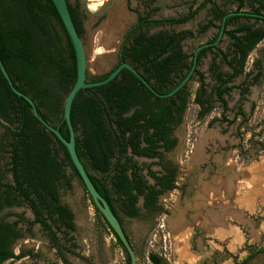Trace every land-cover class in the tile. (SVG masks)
<instances>
[{
  "label": "trees",
  "instance_id": "1",
  "mask_svg": "<svg viewBox=\"0 0 264 264\" xmlns=\"http://www.w3.org/2000/svg\"><path fill=\"white\" fill-rule=\"evenodd\" d=\"M236 1L238 9L234 12H225L214 0H205L183 17L169 21L171 25L186 24L211 4L213 20L201 26L199 33L215 27V22L220 23L219 33L210 41L211 45L199 52L194 72L201 82L194 101L200 107V119H206L214 109L211 98L206 96L205 76L198 69L202 60L208 53L216 51L212 64L218 83L215 95L222 104V120L232 124L234 121L226 118L229 108L225 96L234 88L229 84L245 73L251 53L264 42V0ZM245 6H249L251 12H243ZM69 8L82 37L81 4H69ZM222 30L223 35L231 40L228 52L214 44L222 42ZM189 37H193V33L184 31L173 33L168 39L162 37L161 41L160 36L152 37L147 44L140 38L134 45L126 47L132 52L133 67L159 94L173 92L191 72L195 52L189 55L183 46ZM0 56L14 86L29 96L40 116L69 140L64 105L77 82V58L72 40L52 0H0ZM218 56L232 73L217 72L215 60ZM110 73L89 76V80L100 82ZM261 75L258 73L254 82L257 83ZM247 91L248 88L244 89L243 94ZM190 99L191 93L186 86L172 97L159 98L128 69H123L113 81L103 86L84 89L77 94L71 118L77 133L78 156L98 192L121 222L120 212L131 218L140 217L137 207L140 198H144L145 208L153 214H167L162 206H158V197L175 188L174 174L160 177V173L151 170L155 164L140 165L135 157L160 158L163 162L162 152L173 150L177 144V140L172 138L174 127L183 122ZM239 116L244 117L243 112ZM2 129L6 144L0 145V264L35 257L32 252L16 253L15 247L24 237L18 228L20 222H26L29 230L39 224L49 235L62 264H72L68 255L92 264L75 251L77 245L73 234L78 228L74 213L61 199V192L72 188L75 177L79 179L69 153L39 122L30 104L13 93L0 70V131ZM3 155L7 159L12 182L3 180ZM68 169L73 173L69 174ZM145 170L156 180V185L148 183ZM85 192L97 216L108 226L125 252L126 264H131L125 247L86 189ZM21 205L32 210L34 220L27 221L19 216L20 221L9 223L1 217L6 209ZM259 253L250 254L239 264H247ZM149 260L152 264H167V260L156 253L149 254Z\"/></svg>",
  "mask_w": 264,
  "mask_h": 264
},
{
  "label": "rangeland",
  "instance_id": "2",
  "mask_svg": "<svg viewBox=\"0 0 264 264\" xmlns=\"http://www.w3.org/2000/svg\"><path fill=\"white\" fill-rule=\"evenodd\" d=\"M106 1L104 0L103 3ZM204 1L183 0V8L178 13L172 11V16L179 14L184 16ZM69 2L72 6H75L78 2L81 4V0H69ZM215 2L225 12H233L238 7L236 0H215ZM101 6L95 12H98L102 8ZM211 9L212 5L208 4L198 13L195 19L171 28L172 32H194L195 36L184 42V49L187 54L191 55L200 45L216 37L218 29L213 27L205 33H199V28L211 19ZM95 21L96 19L89 16L83 20L86 32L82 38L87 50L88 74L90 77L108 74L118 63L116 53L113 50L114 46L106 43L109 34V29L106 27L107 19L98 28H94ZM216 24V26H219L220 23L216 22ZM103 28H105L104 32ZM222 40L218 48L227 52L230 39L228 36H223ZM214 53L216 54V51L209 53L200 66V70L205 74V84L209 94H212L216 86L211 71L215 58ZM257 60L262 61L264 64V43L259 45L251 54L248 71L254 69V63ZM217 65L223 72L230 70L221 57L217 58ZM245 80V76L239 77L236 80V86L240 87ZM199 87V78L195 76L189 83L188 90L191 93V99L184 124L176 132L179 145L169 155L184 170V173L180 176L183 179L180 186L184 188V191L179 190L167 194L161 199V203L170 210L169 215L155 216V218L148 220L130 219L123 215L124 225L135 246L139 264H151L149 261V254L151 253H156L165 258L167 264H186L184 261L185 255L187 256L189 253H193L192 255L198 257L197 263L194 264H237V261L241 262L251 251L249 247L245 251L244 249L237 250L236 259L232 257L226 241H219L212 235L208 236V231L194 226L196 225L195 213L192 211H189L186 215L188 220L192 222L191 226L189 225L188 231L183 232V209L186 202L195 198H200L207 205L208 202H215L218 197H226L225 194L227 195L228 188L219 189V184L224 182L223 179L229 183H237V186H242L243 189L250 191H254L256 186H259V182L263 181L264 184V180L255 183L254 180L248 178L245 180L244 178L247 170L261 171V176L264 177V153L260 155L259 159H256L254 152H249L248 148L245 149L247 140L252 135L250 130L255 128L257 133L264 130V78L260 85L250 88L251 93L248 96V101L243 103L247 114L252 118L241 129H239L241 119L234 125L222 122V105L218 102H215V110L210 116L205 120H199V108L194 104ZM227 99L230 111L226 114V117L228 120H232L240 101L239 91L234 90L232 97H227ZM213 100L215 101V98ZM252 103H256L257 107L253 116H251L252 112L250 110ZM243 139L245 140L244 143L242 142ZM262 140H264V136ZM240 143L244 150L239 148ZM5 144V131L2 129L0 131V145ZM3 158V180L4 182H12V175L8 172L6 166L7 159L4 155ZM135 161L143 166L152 163V160L139 157H135ZM153 169L158 170L159 168L154 166ZM67 171L69 174L73 173L71 169ZM257 175L259 176V174ZM232 183L230 187L233 186ZM230 190L232 188H229ZM61 199L75 214V222L78 226L77 231L73 234L77 245L75 251L80 256L87 258L92 264H125L124 252L117 245L112 234L97 218L94 206L78 178L73 179L71 189L61 192ZM207 208V210L212 208L209 211V215H212L213 207L209 206ZM19 216L27 221L34 220V214L27 205L6 209L1 214V217L9 223L20 221ZM19 228L25 235V239L17 243L16 253L18 254L23 250L32 252L33 255L39 256V258L26 257L12 264H62L56 249L51 244L50 237L39 224L29 230L26 222H20ZM58 236L63 237L60 233ZM248 242L250 247L257 244L253 239H248ZM218 247L221 250L220 252L217 251ZM262 256L254 261V264H264V256ZM68 258L72 264H89L73 255H68Z\"/></svg>",
  "mask_w": 264,
  "mask_h": 264
},
{
  "label": "flooded vegetation",
  "instance_id": "3",
  "mask_svg": "<svg viewBox=\"0 0 264 264\" xmlns=\"http://www.w3.org/2000/svg\"><path fill=\"white\" fill-rule=\"evenodd\" d=\"M69 4H70V2H69ZM101 7L102 8L100 10L103 11V13L99 17L96 18V21H95V23L93 25H94V28H98L107 19V23H106L107 24L106 25L107 29L110 30V29H113L114 27H116L115 28V34L112 37L113 38L112 39L113 42L111 40V43L109 44L111 46H114L113 50L116 53V57L118 59V63L115 66L114 69H117L122 63H125V62L129 63V64H131L133 66V64L131 63L132 58H131V55H130V54H132V52L126 49L127 46L134 45L135 43H137L136 41L138 39H140V38H142L143 43H145V44H147L149 42L150 38L155 37V36H160V41L163 39L162 37H167V39H168L173 33H180V32H172L171 31L172 27L183 25V24L171 25L169 23V21L172 20V19H178L180 17H183L182 14H179V15H176V16H172V11H175L176 13H178L183 8V0H107L105 3L102 4ZM81 10H82L81 22H82V29L84 30V32H83V36H84V34L86 32V29H85V27L83 25V20L86 19L88 17V15H86L85 12L83 11L82 5H81ZM115 10H116V13H115L114 16H116V19H115L114 16L111 15L112 11H115ZM114 21L116 23H114ZM112 22L114 24H116V25L114 26L112 24ZM105 28H103V32L105 31ZM206 44H210L211 45L210 42H207ZM200 46H202V45H200ZM218 57H220V56H218ZM217 58L215 60L216 66H217V72L218 73H223V74L232 73V70L223 61V59H222V61L229 67L230 70L228 72L221 71L220 68L217 65ZM203 60H202V62H203ZM202 62H201V65H202ZM213 62H214V60H213ZM257 62L258 61H255L254 69L250 70L249 73H244V74L238 76L232 83L229 84V86H233L234 88L232 89V91L228 95L225 96V99H226V101L228 103V108H229V111H230L229 102H228L227 97L231 98L232 95H233L234 90L237 89L239 91V95H240L239 105L236 108V112H235L234 118L232 120H229V121H234V123H232V124L228 123L229 125H234L237 121H239L241 119V123L239 125V129H241V127L243 125H245L248 122H250V118H252V117H250L247 114V112H246V110L244 108V105H243L244 102L248 101V96L251 93L250 88L253 87V86L260 85L262 83L263 78H264V64L262 63V61H259L258 65H257ZM198 69L200 70V67H198ZM211 71H212V67H211ZM258 73H262V75H261L259 81L256 83V82H254V77ZM195 76H197V75L193 74L191 79H190V81ZM204 76H205V74H204ZM213 76L215 78L214 72H213ZM241 76H245L246 80L240 87H238V86H236V80L239 77H241ZM197 77L199 78V76H197ZM190 81H189V83H190ZM199 82H200V78H199ZM215 82H216V86L214 87L212 94H209L208 90L206 88L205 80H204L206 96H207V98H211V101L213 103V107H214L215 102H218V103L221 104V102L219 101L218 97L215 95V88L218 85L216 79H215ZM189 83L187 85H185L187 87V89H189ZM200 88H201V82H200L199 89ZM246 88H248V91H247V93L243 94V90L246 89ZM199 89H198V91H199ZM198 91H197V93H198ZM197 93H196V95H197ZM195 98H196V96H195ZM213 98H215V101L213 100ZM194 101H195V99H194ZM198 108L200 110L199 106H198ZM256 108H257L256 107V103H252L251 106H250V110L252 112L251 116H253L255 114ZM214 110H215V107H214L213 111ZM213 111H211L210 114H212ZM222 112H223V108H222ZM240 112H243L244 117H242V116L237 117L238 114H240ZM210 114L208 116H210ZM185 115H186V113H185ZM185 115H184L183 122L181 124H179L178 126L174 127L172 138L177 140V144L174 147V149L171 150V151H163L162 152L163 156H164V160H163L162 163H161V159L160 158L152 159V163H151V164H155V165H152L151 170H153L154 172L160 173L159 174L160 177H163L165 175H170V173L174 174V176H173L174 182L173 183L175 185V188L173 190L166 191L163 195H160L158 197V206H162L163 210L167 212V214H164V215H169L170 214V210L167 209L161 203V199L164 196H166L167 194H172L173 192H176V191H179V190L180 191H184L183 190L184 188L180 186V183L183 180L182 177H180V176L182 175V173H184V170H182L180 168V166H179V163L176 160L170 158L169 155L171 153H173L176 150V148L178 147V145H179V138H178L176 132H177L178 128L182 124H184ZM199 120H205V119H200L199 118ZM222 122H223V120H222ZM225 123H227V122H225ZM250 131H252V135L247 140L245 149L248 148L249 152H254V154H255L254 156H256V158H258V156L260 157V155H262L264 153V140H262V137L264 136L263 135L264 130H260V132L257 133L256 129L253 128ZM244 141L245 140L243 139L242 142L244 143ZM241 143L239 145V148L244 150V148H242V144ZM149 160H151V159H149ZM154 166H157L159 169L158 170H154L153 169ZM144 175L146 176V179L148 180V183L150 185H156V183H157L156 180L148 175V171L147 170L144 171ZM159 188L160 187H158L157 189H159ZM144 204H145L144 198H140V200H139V202L137 204V207L140 209V213H141L140 217L131 218V217L126 216L123 212L119 213V215L121 217V220H122V222L121 221L120 222L122 223V225L124 227V230L127 233V236L129 238V240H130L135 252H136L135 246H134V244H133V242H132V240H131V238H130L127 230H126L125 225H124L123 215L126 216L127 218L138 219V220H148V219L155 218V216H161V215H157L155 213L153 214L151 211H148L145 208ZM95 213H96V211H95ZM96 216H97V214H96ZM74 217H75V214H74ZM97 218L99 219L98 216H97ZM119 220H120V218H119ZM100 222L108 230V232H110L112 234V236L115 238V236L110 231L108 226L102 220H100ZM18 228H19V225H18ZM77 228H78V226H77ZM23 239H25V235H24ZM115 240H116V238H115ZM50 241H51V239H50ZM116 243H117V240H116ZM51 244H52V242H51ZM117 245H118V243H117ZM119 247L121 248V246H119ZM121 250L123 251L122 248H121ZM124 254H125V252H124ZM125 257H126V254H125ZM32 258L33 259H38L39 256H35V257H32ZM126 263H127V260H125V264Z\"/></svg>",
  "mask_w": 264,
  "mask_h": 264
},
{
  "label": "water",
  "instance_id": "4",
  "mask_svg": "<svg viewBox=\"0 0 264 264\" xmlns=\"http://www.w3.org/2000/svg\"><path fill=\"white\" fill-rule=\"evenodd\" d=\"M52 2L72 40L75 53H76V58H77V82L75 86L72 88V90L69 92V94L67 95L65 105H64V120L66 122V126L69 132V140L65 139L58 129L54 128L43 117L40 116L35 102L29 96L25 95L23 92L19 91L14 86V83L2 62L1 56H0V70L4 78L8 82L13 93L17 95L18 97L25 99L30 104L39 122L43 126H45L49 131H51L55 135L57 140L66 147L69 153L70 159L72 161V164L74 166V169L78 174L79 180L81 181L82 185L87 190V192L89 193L96 208L101 212V214L105 218L108 225L111 227V229L114 231L116 236L119 238V240L121 241V243L127 250L130 256V259H131V264H138L137 254L127 236V233L124 230L122 223L120 222L119 218L115 215L114 211L112 210L107 200L98 192L95 184L90 178V173L86 170V168L84 167L82 161L80 160L78 156L77 140H76L77 133L75 132V129L72 123V118H71L73 102L77 94L81 90L103 86L113 81L123 69L130 70L140 80V82L144 86H146L147 89L150 92H152L155 96L159 98L172 97L181 88H183L185 85L189 83L197 67L199 52L205 48H208L210 44H204L195 51L194 65H193L191 72L173 92L167 95L159 94L151 86V84L142 76V74L138 70H136L131 64L126 63V62L122 63L117 69L113 70L107 79L100 81V82H90L89 74H88L87 50L85 48L83 38L79 35L76 25L74 23V20H73V17H72L70 8H69V0H52ZM81 4H82V9L85 12V14L88 15L92 19H96L103 13V11L101 10L95 13L89 11L87 0H81ZM222 34H223V30H222L221 35Z\"/></svg>",
  "mask_w": 264,
  "mask_h": 264
},
{
  "label": "crops",
  "instance_id": "5",
  "mask_svg": "<svg viewBox=\"0 0 264 264\" xmlns=\"http://www.w3.org/2000/svg\"><path fill=\"white\" fill-rule=\"evenodd\" d=\"M216 5L220 7L218 4ZM212 9H213V6H212ZM212 9H211V19L208 22L213 20ZM242 11L245 13H249L251 12V8L249 6H245L242 9ZM214 24H215V27L213 28L218 29L219 26H216L217 25L216 22ZM189 32H192V31H189ZM192 33L194 37L195 34L194 32ZM218 33H219V30H218ZM223 36H226V35L222 34L220 36V39L221 38L223 39ZM213 39H211L210 41H212ZM184 42H183V46H184ZM219 44H220L219 41L215 43V45L217 46ZM230 46H231V40H230ZM257 61L259 62L260 60H257ZM248 62H249V59H248ZM248 62H247L245 73L250 72L247 70ZM257 174H259V176ZM244 178L245 180L246 178L252 181L254 180L255 183H258L259 181L264 180V177L261 176V171L257 172V171L247 170L244 174ZM223 180L224 182L223 183L221 182V184H219V189L228 188V193L227 195L225 194L226 197H221V198L218 197L215 202H211V203L208 202L207 205L204 204L200 198H195L194 200L188 201L185 203V207L183 209V232L188 231L190 228L189 225L191 226L192 222L188 220L186 215L189 211H192L195 213L194 218H195L196 225L194 226H197L198 228L201 227L202 229H205V231H208L209 233L207 234L208 236L212 235V236H215L219 241H226L227 245L229 246V252L231 256L234 257L235 259L237 257L236 255L237 250L244 249L245 251V249H247L248 247L249 249H251V251H249L248 255L241 262L246 260L250 254L254 252H261L258 255H256L254 259H252L250 262L247 263V264H254V261H256L260 256L262 255L264 256V251H262L264 250V184L262 183L263 181L259 182V186H256V189H254V191L253 190L250 191L245 188L243 189L242 186H239V185L237 186V183L233 184L231 182L233 186L230 187L231 183L226 182L225 179ZM229 188H232V190L229 191ZM209 206L213 207L212 215H209V211H211L212 208L210 210H207L208 209L207 207ZM248 239L250 240L253 239L257 244H254L253 247H250ZM217 249H218L217 250L218 252L221 251L219 247ZM192 254L189 253V255L187 256L185 255L184 261L186 264H191L192 262L193 264L197 263L198 257ZM241 262L237 261V264Z\"/></svg>",
  "mask_w": 264,
  "mask_h": 264
},
{
  "label": "bare ground",
  "instance_id": "6",
  "mask_svg": "<svg viewBox=\"0 0 264 264\" xmlns=\"http://www.w3.org/2000/svg\"><path fill=\"white\" fill-rule=\"evenodd\" d=\"M88 2H89V4H88V9H89V11H91V12H95V11H97L99 8H100V6L103 4V2H104V0H87ZM115 11H112V13H111V15L112 16H114L115 15ZM115 17V19H116V16H114ZM112 21V20H111ZM116 21V20H115ZM114 21V23H116ZM113 22H112V24L115 26L116 24H114ZM115 28L116 27H114L113 29H110L109 30V34H108V37H107V40H106V43L107 44H109V43H111V39H112V37L114 36V34H115ZM117 31V30H116ZM111 38V39H110Z\"/></svg>",
  "mask_w": 264,
  "mask_h": 264
}]
</instances>
